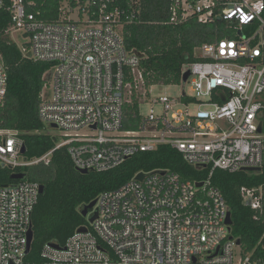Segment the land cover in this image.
Here are the masks:
<instances>
[{
	"label": "built area",
	"instance_id": "built-area-1",
	"mask_svg": "<svg viewBox=\"0 0 264 264\" xmlns=\"http://www.w3.org/2000/svg\"><path fill=\"white\" fill-rule=\"evenodd\" d=\"M33 5L9 0L7 35L22 33L27 39L18 45L23 55L52 65L45 86L52 96L46 99L42 92L38 116L47 127L55 125L64 141L28 160L21 133L0 129V172L17 174L48 164L55 150L66 148L78 170L102 173L164 145L189 165L211 170L201 182L166 169L136 173L96 199L88 217L96 211L97 218L82 226L85 232L79 228L63 246L46 244L44 264H264L256 249L237 244L227 224L229 206L211 180L216 170L237 173L264 165V0H171L169 24L193 18L201 24L221 21L226 36L197 48L200 60L184 65L183 73L191 72L186 84L192 95L153 99L161 110L152 108L146 117L140 106L150 100L151 86H146L141 55L127 48L121 34L135 16L126 15L117 0H61L53 20L32 10ZM8 86L0 57V107ZM135 99L138 127L126 130V107ZM40 187L26 180L0 184V264H27ZM240 192L259 220L264 186ZM259 244L264 254V235Z\"/></svg>",
	"mask_w": 264,
	"mask_h": 264
},
{
	"label": "trees",
	"instance_id": "trees-1",
	"mask_svg": "<svg viewBox=\"0 0 264 264\" xmlns=\"http://www.w3.org/2000/svg\"><path fill=\"white\" fill-rule=\"evenodd\" d=\"M26 1L33 2L31 9L41 11L42 17L58 18L61 0ZM133 1L140 5L133 6ZM4 2L0 7V57L8 71L9 86L6 102L0 107V129L19 131L27 148L25 158L34 160L45 156L58 144L38 116L41 94L47 84L45 75L52 65L26 58L21 48L8 39L11 16L7 9L9 0ZM170 3L171 0H117L126 15L136 17L133 22L123 24L121 34L127 48L142 57L141 68L147 87L181 84L184 65L200 60L196 56L197 48L226 36L225 24L221 21L201 24L193 18L182 25L169 24ZM137 114L135 99L126 107V130L137 129ZM156 169L170 170L183 180L193 182L207 180L211 171L189 165L178 151L166 145L154 152L139 153L108 172L82 174L66 148L55 150L48 164L42 162L17 170L26 174V181L45 186L32 216L34 238L26 263L44 264L41 252L46 244L63 246L79 228L89 225L82 212L102 193L120 188L138 172ZM12 175L10 170L1 171L0 184L19 182L13 180ZM211 180L229 206L232 236L241 241L246 251L256 249L257 255L264 257L259 244L264 235V215L255 220V212L244 204L240 192L242 187L264 186V165L259 172L216 170Z\"/></svg>",
	"mask_w": 264,
	"mask_h": 264
},
{
	"label": "rangeland",
	"instance_id": "rangeland-1",
	"mask_svg": "<svg viewBox=\"0 0 264 264\" xmlns=\"http://www.w3.org/2000/svg\"><path fill=\"white\" fill-rule=\"evenodd\" d=\"M226 26V25H224ZM230 35L233 34L232 36L234 37L235 33H231L230 31H227ZM240 33V32H239ZM8 39L10 41H13L19 46H23L26 44L27 39L26 37L18 32V31H12L7 35ZM50 74V75H49ZM52 73L49 72L45 75V80L46 78H49V80L52 78ZM150 93V100L148 102L142 103L140 106V113L142 116H147L152 108H154L158 113L161 110V107L158 105H153L152 100L159 98L160 96H169L173 99L178 100L183 93H186L188 95H192L190 85L189 84H178V85H163V84H158V85H153L149 89ZM44 94L46 96V99H50L52 96V90L51 88L47 87L44 91ZM180 108V107H179ZM47 133L49 135H53L56 137L58 142H63L64 138L62 137V132L58 129L52 128V127H47ZM89 221V217L87 218Z\"/></svg>",
	"mask_w": 264,
	"mask_h": 264
},
{
	"label": "water",
	"instance_id": "water-1",
	"mask_svg": "<svg viewBox=\"0 0 264 264\" xmlns=\"http://www.w3.org/2000/svg\"><path fill=\"white\" fill-rule=\"evenodd\" d=\"M52 73V72H51ZM50 75V74H49ZM52 75V74H51ZM191 75V72L190 71H186L184 74H183V77H182V80H183V83H187L189 77ZM46 80L49 81V78H46ZM51 80V79H50ZM52 128H55L56 129V126L55 125H52ZM27 152V148L26 146L23 147L22 149V153L25 155ZM79 172H81L82 174H87L88 171L87 170H78ZM244 171H252V172H259L261 171L260 168H251V169H245ZM26 174L24 173H17V174H13L12 175V179L15 180V181H24L26 180ZM138 179L139 180H142L143 179V174H140L138 176ZM203 185V183H199L197 186L198 187H201ZM45 192V186L41 185L40 187V193L43 194ZM96 203L97 201L94 200L91 204H89L88 206H86L82 212V215L84 217H88L89 215V212L94 210L95 206H96ZM97 218V213L95 211V214L92 218L89 219V222H94V220ZM227 224L228 225H231L232 224V218H231V212L228 213V216H227ZM86 229L84 227H81L78 232H85ZM33 238H34V231L33 229L30 230L29 234H28V246H27V252L26 254L28 255L30 252H31V247H32V242H33ZM237 244L238 245H241V241L238 240L237 241Z\"/></svg>",
	"mask_w": 264,
	"mask_h": 264
},
{
	"label": "crops",
	"instance_id": "crops-1",
	"mask_svg": "<svg viewBox=\"0 0 264 264\" xmlns=\"http://www.w3.org/2000/svg\"><path fill=\"white\" fill-rule=\"evenodd\" d=\"M183 71V70H182ZM184 74V73H183ZM183 74H182V77H183ZM182 83H183V80H182ZM184 84H186V83H184Z\"/></svg>",
	"mask_w": 264,
	"mask_h": 264
}]
</instances>
